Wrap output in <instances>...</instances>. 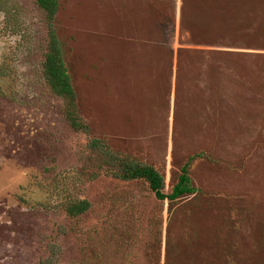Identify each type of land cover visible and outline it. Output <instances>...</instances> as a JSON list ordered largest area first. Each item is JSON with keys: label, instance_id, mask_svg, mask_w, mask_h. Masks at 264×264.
<instances>
[{"label": "rangeland", "instance_id": "rangeland-1", "mask_svg": "<svg viewBox=\"0 0 264 264\" xmlns=\"http://www.w3.org/2000/svg\"><path fill=\"white\" fill-rule=\"evenodd\" d=\"M61 2L91 134L45 76L43 10L0 0V264H264V0ZM92 137L157 167L168 193L203 153L198 192L81 180ZM84 198L86 213L64 209Z\"/></svg>", "mask_w": 264, "mask_h": 264}, {"label": "trees", "instance_id": "trees-1", "mask_svg": "<svg viewBox=\"0 0 264 264\" xmlns=\"http://www.w3.org/2000/svg\"><path fill=\"white\" fill-rule=\"evenodd\" d=\"M45 15L48 26V44L45 53L44 73L54 93L64 99L65 114L71 127L76 131L91 134L92 127L82 116L79 108L78 94L73 84L66 59L64 43L58 33L57 17L61 9V0H35ZM203 153L192 155L182 167L178 181L171 192H166L165 175L154 165L112 148L109 142L101 137H92L88 143V152L78 174L81 180L97 179L102 175L112 176L124 181L143 180L159 200L176 201L198 192L191 177L190 166ZM92 208L90 200L76 199L66 203L64 209L76 217ZM44 264H53L48 259Z\"/></svg>", "mask_w": 264, "mask_h": 264}, {"label": "crops", "instance_id": "crops-1", "mask_svg": "<svg viewBox=\"0 0 264 264\" xmlns=\"http://www.w3.org/2000/svg\"><path fill=\"white\" fill-rule=\"evenodd\" d=\"M174 60H176V61H175L176 64H177L178 60H179L180 62L183 61L184 63H185V62H188L186 58L179 57L178 55L174 56ZM174 60H173V62H174ZM176 64H175V67H174V68H175V72H178V64H177V65H176ZM176 66H177V67H176Z\"/></svg>", "mask_w": 264, "mask_h": 264}]
</instances>
